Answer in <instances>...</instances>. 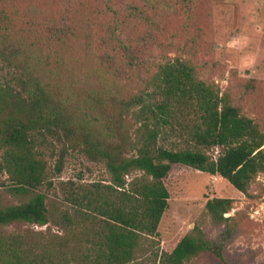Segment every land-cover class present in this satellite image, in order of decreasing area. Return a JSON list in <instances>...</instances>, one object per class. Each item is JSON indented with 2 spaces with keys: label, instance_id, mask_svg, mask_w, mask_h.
Listing matches in <instances>:
<instances>
[{
  "label": "trees",
  "instance_id": "obj_1",
  "mask_svg": "<svg viewBox=\"0 0 264 264\" xmlns=\"http://www.w3.org/2000/svg\"><path fill=\"white\" fill-rule=\"evenodd\" d=\"M125 1L102 0L103 11H96L94 21L98 47L104 49L98 59L107 67L121 59L116 73L147 68L143 53L157 44L170 17L179 18L176 26L185 37L193 32L190 43L202 39L198 0H138L139 5ZM9 31L13 26L0 20V62L14 68L13 84L0 85V176L5 177L0 187L18 203L0 206V226L47 224L45 195L39 189L50 186L49 140L75 146L108 175L105 183L67 192L65 200L73 207V216L60 215V221L80 228V236L88 240L89 247L81 253L87 264H129L141 238L156 235L168 199L162 180L172 165L218 176L243 195L254 178L264 174L261 127L227 95H220L216 86L198 77L186 61L159 60L153 64L150 82L129 98L84 95L82 106L97 117L101 134L92 121L75 115L60 95L40 83L27 67L19 41L18 46L9 43ZM43 33V37H26L28 46L47 48L65 37L56 24L45 26ZM17 51L22 60L14 59ZM246 88L253 91V82ZM166 135L175 137L179 145L160 146ZM208 149H217L214 158L203 152ZM60 168L61 156L53 171ZM232 203L227 198L207 199L202 217L219 228L218 235L210 239L196 224L169 253L159 254L157 264H186L198 258L238 264L224 255L225 245L238 230L233 216L224 217ZM38 258L21 238L0 236V264H37Z\"/></svg>",
  "mask_w": 264,
  "mask_h": 264
},
{
  "label": "rangeland",
  "instance_id": "obj_2",
  "mask_svg": "<svg viewBox=\"0 0 264 264\" xmlns=\"http://www.w3.org/2000/svg\"><path fill=\"white\" fill-rule=\"evenodd\" d=\"M128 2L139 5L138 0L124 3ZM196 10L203 26L200 41L190 43L193 32L189 31L185 37L176 26L179 18L170 17L165 21L164 33L156 39L157 44L149 45L143 53L149 63L147 68L125 75L114 71L121 59L117 58L110 67L98 59L104 49L98 47L99 34L94 21L98 19L96 11H103L102 0H0V20L13 26L8 42L18 46L19 41L27 55L26 65L40 83L60 95L75 115L92 121L101 134L102 125L97 117L89 115L82 106L84 95L134 96L150 78L153 64L161 59L189 63L198 77L216 86L220 95H227L264 132V0H198ZM55 24L64 32L63 41L53 42L47 48L28 46L26 37H43L44 27ZM106 52L113 57L112 52ZM13 57L22 60L18 51ZM3 65L0 62V85L13 84L14 68ZM248 82H253V91L245 89ZM49 141L46 155L52 153V157L46 158V179L50 186L39 189L45 195L47 224L0 226V236L9 240L21 238L40 257L37 264H87L81 253L89 247L85 242L88 240L80 236V228L60 221V215L67 212L69 217L73 216V207L65 200L67 192L92 183H105L108 175L101 164L88 161L75 146ZM178 143L175 137L166 135L158 144L170 148ZM203 152L214 158L217 149ZM59 156L61 168L54 172V162ZM4 179L1 175L0 180ZM162 182L168 199L156 235L141 238L129 264H157L159 254L169 253L196 224L207 237L215 238L219 228L202 217L205 201L211 198L233 201L224 217L233 216L238 230L224 247L225 257L238 264H264V174L254 178L247 195L218 176L182 165H172ZM17 203V198L0 187V206ZM186 264H215V261L198 258Z\"/></svg>",
  "mask_w": 264,
  "mask_h": 264
},
{
  "label": "water",
  "instance_id": "obj_3",
  "mask_svg": "<svg viewBox=\"0 0 264 264\" xmlns=\"http://www.w3.org/2000/svg\"><path fill=\"white\" fill-rule=\"evenodd\" d=\"M225 216V215H224Z\"/></svg>",
  "mask_w": 264,
  "mask_h": 264
}]
</instances>
